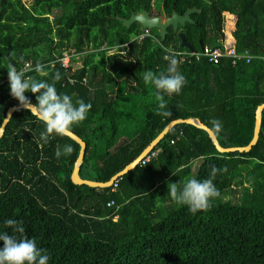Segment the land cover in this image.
<instances>
[{
  "label": "trees",
  "instance_id": "16d2710c",
  "mask_svg": "<svg viewBox=\"0 0 264 264\" xmlns=\"http://www.w3.org/2000/svg\"><path fill=\"white\" fill-rule=\"evenodd\" d=\"M2 3L0 128L9 108L19 105L10 95L6 69L13 54L23 57L17 70L38 80L51 83L59 71L58 92L92 104L87 119L72 130L87 142L84 179L110 181L176 119H200L223 147L252 141L257 109L264 103V61H183L174 51H192L181 46L180 33L197 50L201 41L223 47L227 15H234V40L228 46L262 55L264 0H161L157 12L155 0ZM194 7L201 9L192 14L194 22L178 31L170 26L165 39L157 28L145 29L139 22L127 27L120 19L145 10L153 16L183 15ZM148 43L154 47L151 56ZM72 49L84 54L76 70L60 62ZM165 56L177 60L186 85L179 95L166 96L170 115L161 117L155 111V89L144 83L143 74L166 72ZM38 64L47 75L34 71ZM25 95L36 103L34 94ZM44 130L35 115L21 108L0 139V231L12 234L7 219L22 222L23 235L47 251L49 264H264V110L260 137L250 151L220 152L205 129L179 123L153 149L160 150L158 156L120 177L117 187L75 184L72 173L81 144L55 134L44 143L39 139ZM11 142L14 156L6 152ZM64 144H72L74 151L57 159L56 147ZM213 166L227 171L213 179L219 196L210 207L193 214L168 196L169 183L208 179ZM112 200L116 205L108 206Z\"/></svg>",
  "mask_w": 264,
  "mask_h": 264
},
{
  "label": "clouds",
  "instance_id": "9594fccd",
  "mask_svg": "<svg viewBox=\"0 0 264 264\" xmlns=\"http://www.w3.org/2000/svg\"><path fill=\"white\" fill-rule=\"evenodd\" d=\"M164 59L168 62L166 72H145L143 74L144 83L151 84L155 89L156 114L161 117L170 115L168 98L179 95L186 85V77L178 69L177 60L169 56ZM23 57H15L7 64L8 82L10 95L19 102L20 108L27 110L31 115H35L44 126L45 130L40 134V141L48 143L52 134L56 136H69L75 126L84 122L92 108L91 103H86L83 99L73 98L58 92L55 82L61 80V73L56 71L53 82L38 80L35 77L26 75L25 69L17 70V64ZM35 72L47 75L41 65H36ZM32 93L35 95L36 103L25 95ZM18 108L17 110H20ZM218 127V122H215ZM74 148L72 144L57 145L55 157H70ZM227 171L226 168L218 169L212 167L210 177L204 180L188 178L179 183H169L168 189L172 200L181 206H186L193 214L210 207L213 198L219 196V191L213 183L217 172ZM6 227L12 229V234L0 231V264H49L50 256L45 249L39 247L35 238L24 236L25 229L22 222L15 219H7L4 222ZM15 233H20L18 238Z\"/></svg>",
  "mask_w": 264,
  "mask_h": 264
},
{
  "label": "water",
  "instance_id": "95a60500",
  "mask_svg": "<svg viewBox=\"0 0 264 264\" xmlns=\"http://www.w3.org/2000/svg\"><path fill=\"white\" fill-rule=\"evenodd\" d=\"M6 0H3L2 5H4ZM194 12H201V9H198L196 7L189 8L185 14L181 15L177 11H173L171 16L165 17L163 15H156L153 16L151 13L147 10L142 12H132L130 18H120L125 26L130 27L131 24L134 22H139L145 29H154L157 28L160 30V34L162 36V39H165L168 28L172 26L174 28V31H178V28L180 25H185L187 22L193 23L194 20L192 19V14ZM180 37L182 40L181 46L187 47L190 50H196V48L187 41L186 36L184 33H180ZM200 46L203 47L204 44L201 41ZM20 108V105H15L9 108L6 118L0 128V139L5 134L6 126L8 125L9 121L11 120V117L13 116L14 112ZM21 109V108H20ZM263 110H264V103H262L256 113V125H255V133L252 141L246 145V146H236V147H223L218 140L215 132L213 129L205 125L200 119L198 118H188V119H176L171 121L162 131L161 133L156 137L155 140L143 151V153L132 163L127 165L122 171L117 173L110 181L108 182H98L93 181L90 179H84L81 176V167L84 162L86 150H87V142L83 140L79 135L75 134L74 132H71L69 135L71 138L75 139L77 142L81 144V152L80 155L75 163V167L72 173V180L75 184L82 185L87 184L92 187H110L112 186L120 177L125 175L128 171L132 170L136 165H138L142 159L151 152L155 146L165 137V135L177 124L179 123H187L195 125L199 128L205 129L210 137L212 138L214 144L216 145L217 149L220 152H248L252 149V147L258 142V139L260 137V131L262 126V119H263Z\"/></svg>",
  "mask_w": 264,
  "mask_h": 264
},
{
  "label": "built area",
  "instance_id": "2783aa9c",
  "mask_svg": "<svg viewBox=\"0 0 264 264\" xmlns=\"http://www.w3.org/2000/svg\"><path fill=\"white\" fill-rule=\"evenodd\" d=\"M144 37V35L141 36V38ZM174 53H176L178 56H181V59L183 61L191 59L192 57H195L196 60L207 59L208 61L214 63H219L222 59L226 58H231L234 64H236L237 61L240 60H245L247 63H250L257 57L264 61V53L262 55H254L249 50H246L244 52H238L235 47H229L227 44H225L223 47L203 46V48L199 50L196 49L195 51H174ZM82 54L83 53L76 51V49L66 51L60 58L61 65L66 69L76 70L77 68H79V66L76 67L77 65L74 63V61L78 63L77 59H80V55ZM28 67H30L29 63L26 64L25 68L27 69ZM159 151L160 150H152L147 154V156L142 159L141 163L147 164L153 158H156L158 156ZM114 186H118L117 181L114 183ZM114 205H116V202L114 200L108 203V206Z\"/></svg>",
  "mask_w": 264,
  "mask_h": 264
},
{
  "label": "rangeland",
  "instance_id": "374dc122",
  "mask_svg": "<svg viewBox=\"0 0 264 264\" xmlns=\"http://www.w3.org/2000/svg\"><path fill=\"white\" fill-rule=\"evenodd\" d=\"M161 2V0H155V4H154V12H157V10H159L160 9V3ZM227 17H228V22H227V25H226V28H227V30L228 31H226V33H227V36H228V34H231V38H233V31H234V29H235V21H236V17L234 16V15H227ZM229 32V33H228ZM230 36V35H229ZM228 36V37H229ZM149 44V43H148ZM153 49H154V47H152V45H148V49H147V51H148V54L151 56L152 54H154L153 53ZM193 51H195V50H193ZM83 59H84V54H82V55H80V59H77V62L78 63H76L75 61H74V63L77 65L76 67H80L82 64H83ZM138 108V107H137ZM138 118H139V121H141V122H144V114H143V111H142V108L141 107H139L138 109ZM147 156V155H146ZM200 165V162L199 161H197V162H195L194 163V167H195V169L198 167ZM90 173H93V171L91 170L90 171ZM84 176H88V172L87 171H84ZM232 196V194H230V195H228L227 196V198H230ZM238 199V196L236 195L234 198H233V201H236Z\"/></svg>",
  "mask_w": 264,
  "mask_h": 264
},
{
  "label": "flooded vegetation",
  "instance_id": "af4514ba",
  "mask_svg": "<svg viewBox=\"0 0 264 264\" xmlns=\"http://www.w3.org/2000/svg\"><path fill=\"white\" fill-rule=\"evenodd\" d=\"M163 16H165V15H163ZM165 17H167V16H165ZM19 134H20L19 132H15L14 133L15 138L22 141L23 138H22V136L20 137ZM15 147H16V145H15ZM15 147H14V142H11L9 144L8 148L6 149V152L9 153V154H11V156H14V154H16V148Z\"/></svg>",
  "mask_w": 264,
  "mask_h": 264
},
{
  "label": "crops",
  "instance_id": "0c3cea01",
  "mask_svg": "<svg viewBox=\"0 0 264 264\" xmlns=\"http://www.w3.org/2000/svg\"><path fill=\"white\" fill-rule=\"evenodd\" d=\"M226 31H228L227 30V28H226ZM229 33V32H228ZM230 35V36H229ZM229 36V37H228ZM228 36H227V33H226V44L227 45H229L230 43H232L233 42V40H234V38H231V34H228ZM202 48V47H201ZM247 50V49H246ZM250 51V50H249ZM251 52V51H250ZM252 53V52H251ZM254 54V53H253ZM254 55H256V54H254ZM116 89V85H112V86H109V90L112 92L113 90H115ZM87 176V175H86ZM86 176H85V178H86Z\"/></svg>",
  "mask_w": 264,
  "mask_h": 264
}]
</instances>
